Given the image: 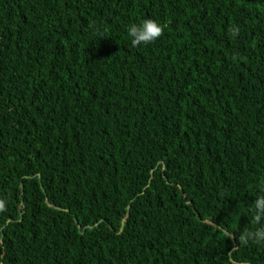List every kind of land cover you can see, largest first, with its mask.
Returning a JSON list of instances; mask_svg holds the SVG:
<instances>
[{
  "label": "trees",
  "instance_id": "obj_1",
  "mask_svg": "<svg viewBox=\"0 0 264 264\" xmlns=\"http://www.w3.org/2000/svg\"><path fill=\"white\" fill-rule=\"evenodd\" d=\"M262 188L264 0H0V264H264Z\"/></svg>",
  "mask_w": 264,
  "mask_h": 264
},
{
  "label": "clouds",
  "instance_id": "obj_2",
  "mask_svg": "<svg viewBox=\"0 0 264 264\" xmlns=\"http://www.w3.org/2000/svg\"><path fill=\"white\" fill-rule=\"evenodd\" d=\"M164 27V25L151 18L145 19L141 24L130 25L128 35L131 38V45L139 47L155 42L164 35ZM228 31L233 37L240 35L238 26H232ZM6 210V201L0 198V213ZM249 211L253 214L252 219L257 226L251 229L245 227L238 236L229 234L228 238L233 241V247L247 246L250 243L264 245V188L261 189V194L249 206ZM229 264H232L231 259H229Z\"/></svg>",
  "mask_w": 264,
  "mask_h": 264
}]
</instances>
